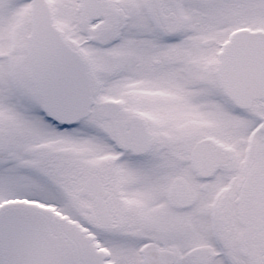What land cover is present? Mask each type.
Instances as JSON below:
<instances>
[{
  "label": "snow or ice",
  "instance_id": "1",
  "mask_svg": "<svg viewBox=\"0 0 264 264\" xmlns=\"http://www.w3.org/2000/svg\"><path fill=\"white\" fill-rule=\"evenodd\" d=\"M0 264H264V0H0Z\"/></svg>",
  "mask_w": 264,
  "mask_h": 264
}]
</instances>
